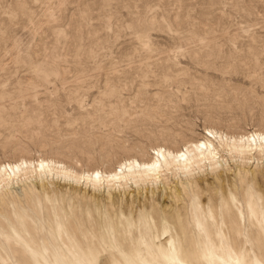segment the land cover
<instances>
[{"label": "rangeland", "instance_id": "1", "mask_svg": "<svg viewBox=\"0 0 264 264\" xmlns=\"http://www.w3.org/2000/svg\"><path fill=\"white\" fill-rule=\"evenodd\" d=\"M207 129L264 132V0H0V166L46 159L79 174L114 170L156 146L181 150ZM230 169L218 180L197 175L187 194L170 177L181 198L173 228L144 246L132 241L136 228L79 227L104 191L18 180L0 195L9 229L0 264H155L171 237L190 264H219L211 248L264 264V166ZM163 189L113 192L114 210L135 221L154 201L171 203Z\"/></svg>", "mask_w": 264, "mask_h": 264}, {"label": "bare ground", "instance_id": "2", "mask_svg": "<svg viewBox=\"0 0 264 264\" xmlns=\"http://www.w3.org/2000/svg\"><path fill=\"white\" fill-rule=\"evenodd\" d=\"M230 163L238 166H250L254 163L256 168L264 166V132L256 131L235 137L214 129H207L203 137L187 142L181 150H172L162 145L156 146L153 148V154L149 159L129 158L120 163L114 170L101 171L96 169L82 174L67 168L55 160L41 159L35 162L22 159L16 163L0 166V195L11 189L12 185L16 184L18 180L32 181L34 179L41 181L50 180V182L53 179H62V181L73 185H83L94 193L104 191L107 194V201L104 200L100 204L97 203L93 206H84L82 216L78 219L79 227H82L83 225L80 223L85 221L86 223L94 224L96 228L101 230L105 229V226L111 228L114 223L121 228L128 227L129 232L136 228L138 233L132 241L144 246L148 244L147 239L150 242L151 240L156 241L159 239L160 233H170L173 228L174 223L171 222V219L177 216L176 207L181 198L174 196L173 188L169 187L168 180L170 177L177 179L178 183L180 184L181 182L183 186L187 184L182 190L183 193H186L189 185H198L199 180L203 179H197L199 178L196 177L197 175L211 172L215 180L221 179L225 174L224 171L222 172L223 169L228 172L231 170ZM240 169L242 168H239V173ZM243 171L247 172V174L250 172L247 169H243ZM161 185H163L164 194L172 198L171 203L165 208L156 207V202L154 201L151 209H144L134 215H130L134 216L136 220H127V222L122 220L123 215L121 213L125 214V212L114 210L115 207L112 203L113 192L126 194L128 190L134 189L138 192H151V194H154V190H159ZM247 192L249 193L248 196H255L251 189ZM180 194L182 195V193ZM190 199H193V197ZM191 202L193 206H196L194 199ZM226 204L224 203V205ZM224 205L221 204V206ZM63 207L67 209L68 205ZM198 207L201 208L200 205ZM156 208L160 210L156 211ZM114 213L117 214L111 216L105 223L99 221L103 220L106 215L110 216ZM18 217L23 219L21 216ZM95 217L99 220H96ZM12 230L16 232L14 228ZM182 231L183 229L180 230V232ZM8 233L9 229L6 231L0 227L1 237ZM23 241L25 248L33 256L30 255L31 259L35 261L33 258L38 252L32 250L27 238H24ZM169 245L170 248L163 251V257L160 260L156 259L155 264H190L189 262H192L189 251L186 250L184 254L180 253L183 243L177 245L174 238L171 237L169 238ZM96 246L105 249L108 243L100 240ZM132 248L133 243H130L123 249L131 251ZM87 252L90 256L95 254V251L89 246H87ZM262 252L264 254V249H262ZM197 253L199 254L198 250ZM210 255L218 258L219 264H246V255L239 257L229 255L224 258V254L216 256L214 248L210 249ZM128 260H131V258L129 257ZM255 264L263 263L256 262Z\"/></svg>", "mask_w": 264, "mask_h": 264}]
</instances>
